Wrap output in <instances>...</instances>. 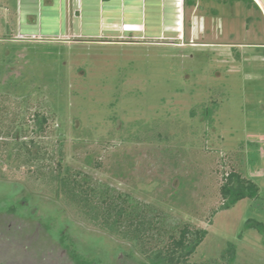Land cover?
Returning <instances> with one entry per match:
<instances>
[{
    "label": "rangeland",
    "instance_id": "obj_1",
    "mask_svg": "<svg viewBox=\"0 0 264 264\" xmlns=\"http://www.w3.org/2000/svg\"><path fill=\"white\" fill-rule=\"evenodd\" d=\"M33 1L0 0V91L11 115L50 105L47 137L63 142L67 165L207 229L192 260L218 256L232 241L235 264H264V234L244 230L248 218L264 222L261 9L186 0L181 40H88L35 33ZM170 6L178 18L179 4ZM42 10L51 31L58 19L45 0ZM213 101L219 109L208 127L194 108ZM234 169L262 194L212 215L223 175ZM9 170L0 171V264H76L73 247L102 264H144L132 243L82 220L55 188Z\"/></svg>",
    "mask_w": 264,
    "mask_h": 264
},
{
    "label": "trees",
    "instance_id": "obj_2",
    "mask_svg": "<svg viewBox=\"0 0 264 264\" xmlns=\"http://www.w3.org/2000/svg\"><path fill=\"white\" fill-rule=\"evenodd\" d=\"M219 1L230 4L243 1L249 7L251 3L257 6L254 0ZM236 55L239 57L238 52ZM7 99L5 92L0 91L2 173L16 169L32 182L55 188L62 202L82 220L132 243L144 257V264H235L238 247L232 241L218 256L202 261L192 260L208 234L207 229L98 179L85 170L67 165L64 162L63 142L48 140L47 137L51 120L55 118L50 105L37 103L32 106L28 101L26 104L33 107L31 112L25 109L20 112L19 108L18 113L11 115ZM196 108H200L206 125L213 126L214 114L219 109L218 102L200 103ZM194 109L192 114H196ZM220 194L222 203L212 211V215L233 208L244 198L258 199L262 190L256 181L234 169L223 175ZM3 209L0 206V211ZM7 209V212H16L14 207ZM244 228L264 234V222L255 218H248ZM63 245L69 246L64 242ZM69 253L76 264H102L93 254L80 252L76 247L70 248Z\"/></svg>",
    "mask_w": 264,
    "mask_h": 264
},
{
    "label": "crops",
    "instance_id": "obj_3",
    "mask_svg": "<svg viewBox=\"0 0 264 264\" xmlns=\"http://www.w3.org/2000/svg\"><path fill=\"white\" fill-rule=\"evenodd\" d=\"M43 3L44 0L33 1V7L39 8V15L29 22L33 29L37 28L34 29L35 33L45 37L71 36L88 40L125 37L159 41L181 40V35H184L186 0L182 4L181 0H45L47 8L54 11L58 19L56 27L51 31L43 29ZM170 3H175L176 9V4H179L178 18L177 11ZM151 27L160 28V34L148 36V28ZM168 30L178 35L167 37Z\"/></svg>",
    "mask_w": 264,
    "mask_h": 264
},
{
    "label": "built area",
    "instance_id": "obj_4",
    "mask_svg": "<svg viewBox=\"0 0 264 264\" xmlns=\"http://www.w3.org/2000/svg\"><path fill=\"white\" fill-rule=\"evenodd\" d=\"M183 0H181V4H182ZM254 2L257 4V6L261 9V11L263 12L264 15V0H254ZM22 34H19V37H21Z\"/></svg>",
    "mask_w": 264,
    "mask_h": 264
}]
</instances>
